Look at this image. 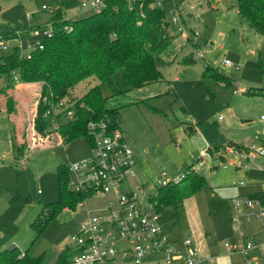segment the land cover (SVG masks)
Returning a JSON list of instances; mask_svg holds the SVG:
<instances>
[{
    "label": "rangeland",
    "instance_id": "rangeland-1",
    "mask_svg": "<svg viewBox=\"0 0 264 264\" xmlns=\"http://www.w3.org/2000/svg\"><path fill=\"white\" fill-rule=\"evenodd\" d=\"M57 1L0 0V27L15 30L19 36L11 41L9 50L3 49L6 42H0V57L11 54L15 47L29 56L44 42L45 32H51L50 20ZM82 1H65L64 16L68 19L77 14L79 18L88 16L90 12L81 7ZM154 1L164 3L168 13L170 32L175 39L167 54L178 52L176 61L169 65L158 60L164 76L162 82L117 98H111L104 89V95L109 106L122 105L121 129L136 160V176L130 184L143 202L156 194L159 182L176 180L179 169L184 171L191 165L196 169L198 162L204 163L197 171L207 180L205 188L185 200L178 211L165 209L161 213V226L174 246L181 247L179 242L183 244L191 237L200 248L206 243L214 249L218 246L213 256L217 262L222 244L238 247L241 242L232 221V202L254 195L259 188L260 192L263 190L264 171L251 169L249 163L250 170L246 173L235 157L264 146V37L239 16L233 0ZM178 10L186 22V31L195 29L200 37L187 40L179 34L172 24L173 14ZM28 15H32L31 20ZM192 53L196 63L184 65L183 59ZM200 53L204 58L199 57ZM225 60L231 66H225ZM207 63L230 76L234 85L228 88L211 77L204 78ZM114 78L121 88H126L122 71ZM96 85V79L82 82L75 88L74 97H82ZM143 100L146 103L140 102ZM30 104L31 109L24 114L26 123L21 126L14 116L9 118L0 111V252L17 247L32 258L48 252L47 264H55L59 253L78 233L79 222L86 219L87 213L104 215L102 209L107 206V198H90L83 208L76 210L66 208L36 237L31 223L45 204L59 200L58 167L88 157L90 148L84 138L64 143L59 134L50 131L45 137L37 135L28 144L30 150L19 155L16 148L23 132L26 131L28 140L33 130L29 128L33 126L35 99ZM231 142L236 145H230ZM240 162L246 164L243 159ZM241 181L245 185L241 186ZM139 188H144L142 193ZM256 211L257 208L253 212ZM242 232L244 239L253 236L257 244H264V219L245 222ZM223 251V258L237 255L245 264L239 252L232 255L226 249ZM256 251L254 259L259 257ZM121 253L118 264L123 260ZM257 262L264 264V258Z\"/></svg>",
    "mask_w": 264,
    "mask_h": 264
},
{
    "label": "trees",
    "instance_id": "trees-1",
    "mask_svg": "<svg viewBox=\"0 0 264 264\" xmlns=\"http://www.w3.org/2000/svg\"><path fill=\"white\" fill-rule=\"evenodd\" d=\"M58 0L55 15L50 20L51 37L42 42L43 49L35 47L29 56L21 57L18 47L9 55L0 57V97L16 86L15 77L20 83L39 84L40 94L32 113V124L28 140L23 132L17 145L19 155H24L28 144L50 132V122L46 113L58 102L69 99L74 104V117L61 124L58 134L64 143L84 138L89 146L92 142L88 125L90 122H105L108 130L121 129L120 113L122 105L109 106L107 89L111 98L125 96L133 90H140L153 83L164 81L158 60L171 65L178 52L168 53L175 37L170 32L167 11L154 0H107V8L85 17L68 19L64 16V2ZM233 7L241 18L259 35L264 37V0H233ZM15 30L0 27V42L17 40ZM184 65L196 63L194 54L182 61ZM118 71L123 72L126 88H121L115 80ZM204 78L211 77L225 87H232L234 80L210 63L206 64ZM96 79L98 85L92 87L80 98L74 97L75 88L84 81ZM47 98L49 103H45ZM147 100L140 102L146 103ZM137 102V103H140ZM6 111L9 118L15 117L18 125L26 123L18 116L14 100L8 98ZM31 125V124H30ZM122 130V129H121ZM60 139V138H59ZM230 145H236L231 142ZM186 169L187 177L176 184H168L157 191L154 198L157 209L162 213L172 208L176 211L185 200L195 196L205 188V176ZM59 200L45 204L41 212L31 223L36 237L41 236L58 214L66 208L76 210L78 204L89 198L88 194L75 193L69 189L70 174L67 165L57 170ZM188 181L187 184H182ZM251 198H260L255 194ZM75 254L71 244L59 253L55 264H70ZM24 255V256H23ZM48 252L32 258L19 248L0 252V264H47Z\"/></svg>",
    "mask_w": 264,
    "mask_h": 264
},
{
    "label": "built area",
    "instance_id": "built-area-1",
    "mask_svg": "<svg viewBox=\"0 0 264 264\" xmlns=\"http://www.w3.org/2000/svg\"><path fill=\"white\" fill-rule=\"evenodd\" d=\"M157 4L163 5L160 1ZM81 7L91 14L99 13L107 8V0H83ZM27 19L31 20L32 15H28ZM172 24L187 40L200 37L195 29L186 31L179 10L173 14ZM45 35L51 37L52 29L51 32L46 31ZM11 41H6L4 50L12 48ZM36 47L43 49L42 43ZM18 49L20 56L26 57L22 48ZM199 57L204 58L203 53ZM223 64L231 66L229 60ZM15 82L16 85L20 84L18 77H15ZM44 101L49 103L47 98ZM45 117L50 122V131L58 134L61 124L74 117V104L64 99L52 106ZM88 129L92 138L90 154L67 165L69 189L75 193L88 194V199L106 197L107 206L102 209L104 215L87 213L86 219L79 222V231L70 242L75 251L70 264H118L117 257L121 252V264H200L202 251L193 237L185 239L182 247H177L163 231L161 213L154 202L157 192L143 202L141 196L132 190L130 180L136 176V160L124 132L119 129L109 131L103 121L90 122ZM235 158L239 168L246 173L250 170L249 163L252 164L251 169L264 171V146ZM241 159L246 161L245 165L240 162ZM203 167L204 163L198 162V168L195 169L194 165L192 170ZM178 172L176 180L159 182L157 191L170 183H180L187 177L186 170L179 169ZM163 177L166 178L167 174H163ZM240 185H245V182L241 181ZM143 189L138 190L142 193ZM262 189L261 194L264 195V184ZM87 200L79 203L78 207L83 208ZM232 208V221L235 230L240 233L241 245L233 247L225 243L224 248L228 254L239 252L245 258V264H258L253 254L259 250L264 258V245L257 244L253 236L244 239L242 228L247 221L264 219V202L260 198L240 197L232 202ZM256 208L258 211L253 212ZM208 262L214 263V258H208Z\"/></svg>",
    "mask_w": 264,
    "mask_h": 264
},
{
    "label": "crops",
    "instance_id": "crops-1",
    "mask_svg": "<svg viewBox=\"0 0 264 264\" xmlns=\"http://www.w3.org/2000/svg\"><path fill=\"white\" fill-rule=\"evenodd\" d=\"M90 14L91 13H89L88 15H90ZM77 15L73 16L72 19L79 18ZM184 21H185V19H184ZM39 94H40L39 84H25V83H20V84L16 85L14 87V89L9 90L7 96L0 97V111L8 114L7 111H6V104H7L8 98H12L14 100L15 108H16V110L19 113L18 116L19 117H23L24 114H25V111L27 112L28 109H31L30 106H29V105H31L30 102L31 101H34V99H35V102H36V100L39 97ZM23 105H25V108H24ZM32 111H33V109H32ZM0 159H2V157H0ZM260 191H261V189L259 188V190L258 189L255 190L254 191L255 193H253V194L254 195L255 194H260L261 193ZM179 243H181L180 246L182 247L183 246L182 242H179ZM240 245H241V242H240ZM260 245H264V244L261 243ZM217 247H215V249H214V247H210L209 245H207V243L204 244V245H202L201 251H202V258L203 259H202V262L200 264H209L208 258H211V257L215 256L214 255V252H216V248ZM220 249L222 250V251L220 250L221 253L218 255V257L220 258V260H218L216 262L215 258L213 257L214 258V263H212V264H226V263H230V264H243V260L240 261V260H238L235 257L237 255H234V257H230V258H227V259L223 258V256L221 254H222V252H224L223 250H225L224 244L221 245V248ZM4 250H6V249H4ZM4 250H2V251H4ZM257 251L259 252V257L257 258V256H256L255 259L256 260H259V258L261 257V254H260V251L259 250H257ZM176 264H181V263H176Z\"/></svg>",
    "mask_w": 264,
    "mask_h": 264
}]
</instances>
